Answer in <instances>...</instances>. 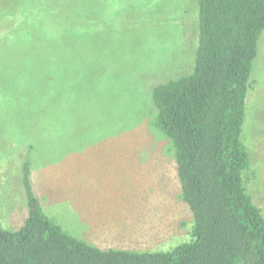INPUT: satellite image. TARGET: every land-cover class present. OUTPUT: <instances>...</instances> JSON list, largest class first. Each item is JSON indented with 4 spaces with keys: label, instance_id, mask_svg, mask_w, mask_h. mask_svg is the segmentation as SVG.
<instances>
[{
    "label": "rangeland",
    "instance_id": "1",
    "mask_svg": "<svg viewBox=\"0 0 264 264\" xmlns=\"http://www.w3.org/2000/svg\"><path fill=\"white\" fill-rule=\"evenodd\" d=\"M7 1L0 10L11 8ZM41 2L71 26L54 39L42 34L30 52L21 39L0 44L10 91L0 87L2 225L16 230L28 215L22 177L30 160L36 196L69 234L103 249L167 250L188 241L193 215L172 143L154 121L152 90L193 69L198 0ZM36 104L38 114L25 109ZM244 139L245 184L264 211V34Z\"/></svg>",
    "mask_w": 264,
    "mask_h": 264
},
{
    "label": "trees",
    "instance_id": "2",
    "mask_svg": "<svg viewBox=\"0 0 264 264\" xmlns=\"http://www.w3.org/2000/svg\"><path fill=\"white\" fill-rule=\"evenodd\" d=\"M7 2L11 8L0 10L1 46L21 39L30 52L42 34L54 39L63 24L71 26L59 23L51 6L42 10L41 0ZM197 29L193 69L152 90L154 121L172 143L181 197L193 215L190 239L145 251L103 249L79 239L44 211L26 160L29 211L16 230L0 218V264H264V211L245 184L251 156L244 139L264 0H198ZM8 64L0 57V67ZM6 84L0 76L5 91ZM28 107L37 114L41 109Z\"/></svg>",
    "mask_w": 264,
    "mask_h": 264
}]
</instances>
